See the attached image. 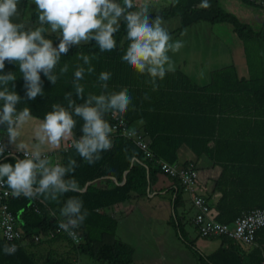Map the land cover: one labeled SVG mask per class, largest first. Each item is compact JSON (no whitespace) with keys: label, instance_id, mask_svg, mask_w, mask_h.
Here are the masks:
<instances>
[{"label":"trees","instance_id":"obj_1","mask_svg":"<svg viewBox=\"0 0 264 264\" xmlns=\"http://www.w3.org/2000/svg\"><path fill=\"white\" fill-rule=\"evenodd\" d=\"M141 1L134 0V11L142 6ZM241 1L248 6L264 10V0ZM209 2L211 7L205 9L198 6L201 0H172L164 12L148 9V15L151 18L160 16L163 21L179 17L180 26L169 33L176 36H181L186 29L201 22L211 25L230 24L243 43L250 72L249 79L241 78L234 64L212 71L211 82L205 86L197 85L182 71L174 70L167 73L162 81H158L159 87L153 91L152 86L147 83L149 78L146 75L136 73L121 61L128 45L125 39L126 25L123 24L115 34L117 47L113 51L100 52L93 41L87 45L73 46L67 55L62 54L53 69V74L57 76L56 83L51 84L41 73L43 95L34 100L25 99L24 80L19 66L5 61V68L0 75L9 72L16 75V80L9 82L7 87L9 91H15L21 97L16 106L17 111L27 107L32 116L43 119L46 113L52 111L53 104L67 107L66 93L71 92L72 99L83 103V100L77 99L73 87L76 68L82 66L86 69L83 60L78 59V54L94 56L91 64L95 70L91 74L85 71L84 78L79 81L84 87L85 98L89 93H101L99 74L103 71L110 72L111 79L107 82L109 90L120 91L127 88L132 97L128 111L119 115L125 117L128 127L138 131V122H145L143 128H140L145 131L142 132L148 139L149 156L136 142L117 134L110 135L112 148L102 152L101 159L92 165L84 161L74 147L62 150V166H67L69 158L74 159L78 165L65 179L74 178L82 191L64 193L57 201L46 200L39 194L31 198L14 196L6 203L5 211L0 206V264H77L72 261L39 259L32 251V243H35L36 237L42 241L46 236H49V240L43 242L63 241L72 247L75 254L87 256L101 264H135V249L117 239L119 220L109 210L134 196H148L153 190V184L157 182V175H166L162 170L163 162L184 171H196V184L199 176L198 166L194 163H177L178 151L184 145L198 159L206 157L223 168L216 184V190L222 194L216 205L217 213L210 205L212 196L209 199L204 195H192L193 200L195 196L206 199L211 207V215L218 222L233 225L243 214L255 209H264V27L254 30L249 23L242 22L237 15L225 10L221 6V0ZM28 6L27 1L25 9H28ZM32 18L37 20L38 13L33 12ZM47 27L45 26L46 29ZM45 36L52 39L56 46L58 41L55 36L48 35L47 31ZM65 64L68 70L61 73L60 70ZM0 90H3L2 87ZM145 94L150 97L149 100L144 99ZM2 104L0 101V107ZM111 115L112 112L104 115L110 126L113 124ZM74 119L77 123L73 129L74 139L70 143L79 139L83 124L79 117L74 116ZM256 135L259 136L258 141L255 139ZM167 177L171 178L177 187V190L173 191V210L169 223L182 243L192 250L198 264H262L264 227L256 236L262 239V250L257 249L247 256L244 253L240 255L236 248L240 249L239 246L243 243L219 236L209 239H219L223 244L222 248L209 256L205 255L197 244L189 239L184 217L180 216L183 212L180 208L190 200L185 196L188 193L185 190L187 185L180 175ZM69 198L83 201V207L89 213L85 221L73 229L76 235L81 237L79 242L59 228V222L64 220L60 210ZM189 222L191 223V220ZM7 223L11 224L9 234L6 231ZM196 229L200 235L199 229ZM51 230L55 233V239L48 235ZM198 238H201V235ZM27 241L29 243L25 244ZM5 245L14 246L13 254L4 253Z\"/></svg>","mask_w":264,"mask_h":264},{"label":"clouds","instance_id":"obj_2","mask_svg":"<svg viewBox=\"0 0 264 264\" xmlns=\"http://www.w3.org/2000/svg\"><path fill=\"white\" fill-rule=\"evenodd\" d=\"M18 3L19 0H0V72L5 68V61L19 66L27 100L43 95L41 73L51 84L56 83L57 76L53 74V69L62 54L67 55L71 47L94 41L100 52L113 51L117 47L114 37L122 24L126 25L125 39L128 45L121 61L136 73L146 75L153 91L158 89V81L175 70L169 52H178L184 46L182 41L173 40L162 17L151 18L148 15L146 2L134 11V0H34L39 27L14 22V18L19 15ZM198 6L207 9L211 4L209 0H201ZM46 31L48 35L58 33L56 46L52 39L46 38ZM94 58L78 54V59L89 65L87 69L78 66L74 72L75 94L83 103L72 99L71 92L66 93L67 107L53 104L52 111L38 122L34 129L38 143L32 146V150L29 152L27 145L20 143L17 149L24 158L17 159L14 165L0 164V184H6L11 191L9 200L15 195L31 198L39 194L46 200L57 201L64 193L82 191L74 178L65 179L78 167L76 161L69 158L67 166H62L61 157L49 155L48 158L41 150L42 145L58 148L62 140L73 136L77 123L74 116L79 117L83 124L81 135L78 140H73L72 146L84 161L92 165L101 159L102 152L112 148V128L104 115L109 112L126 113L132 104V97L127 88L109 90L107 82L112 74L103 71L98 77L101 93H89L85 98L84 87L79 81L84 78L85 71L91 74L95 70L91 66V59ZM67 70L65 64L60 71L66 73ZM15 80L16 75L11 72L0 75V87L3 89L0 90V101L3 102L0 107V126L7 132L0 138L6 144L7 135L9 143L15 144L22 126L36 119L27 107L17 111L16 106L21 97L7 87L9 82ZM144 99L149 100L150 97L145 94ZM4 150L0 147V155ZM60 214L64 220L59 222V228L72 238L76 236L73 229L78 228L89 215L83 207V201L76 198L67 199ZM13 250L14 246L10 245H5L3 249L6 255L13 254Z\"/></svg>","mask_w":264,"mask_h":264},{"label":"rangeland","instance_id":"obj_3","mask_svg":"<svg viewBox=\"0 0 264 264\" xmlns=\"http://www.w3.org/2000/svg\"><path fill=\"white\" fill-rule=\"evenodd\" d=\"M172 0H142L148 4V9L152 11L164 12ZM34 0H30L28 11L31 10ZM221 6L235 15L242 22L249 23L254 30H261L264 27V10L254 8L244 4L241 0H221ZM27 9L24 10V12ZM164 26L168 32H172L180 26L179 17H174L168 21L164 20ZM173 40L183 42V47L175 53L169 52V56L175 68H182L193 80L200 85L209 79L212 68L227 66L233 62L237 66L244 65L246 61L244 46L242 41L234 33L230 24L211 25L207 22L186 29L181 36L171 35ZM221 48L218 51V48ZM257 58V57H255ZM197 188V183L195 187ZM136 199L127 201L129 209L120 211L119 228L116 235L120 239L135 248L134 263L139 264H198L192 250L187 248L177 237L174 227L169 223L172 216V204L170 196L156 197L154 200L147 196H137ZM170 198V199H169ZM187 199V198H186ZM189 206V203L187 201ZM188 208V207H187ZM190 214L184 220L185 228L188 231L190 240L198 237L192 224L189 222ZM52 239H55L53 230L48 232ZM200 236V235H199ZM46 236L44 240H49ZM202 238V237H201ZM197 245L205 250L211 243L210 239H202ZM37 240L32 251L43 261H72L77 264H101L97 260H92L87 256L75 254L71 246L63 241L47 243ZM27 241L25 244H28ZM214 242L213 245H216ZM31 245V243L29 244Z\"/></svg>","mask_w":264,"mask_h":264},{"label":"crops","instance_id":"obj_4","mask_svg":"<svg viewBox=\"0 0 264 264\" xmlns=\"http://www.w3.org/2000/svg\"><path fill=\"white\" fill-rule=\"evenodd\" d=\"M27 1L30 3V0H19V3H18L19 15L14 18V22L22 23V24H25L26 26H29V27H39L40 25L38 23V19L34 20L32 18L33 12H36L35 11V5L34 4L32 5L30 11H28V9H27L24 12L25 4L27 3ZM47 29H48V27H47ZM47 33H48V31H47ZM52 36L57 37L58 33L52 34ZM81 45H87V44H83L82 43ZM220 50H221V48L219 47L218 51H220ZM230 64H234L236 66V68L238 70V74H239V76L241 78H247V79L250 78V72H249V69H248L247 62H244V65L237 66L236 63H235V59H234L233 62L228 63L227 66L230 65ZM91 66H93V65L91 64ZM88 67H89V65H86V69ZM223 67H225V66H220V67L218 66V67L212 68L209 72H211V74H212V71L217 70V69H221ZM175 70L182 71L189 78H191L192 81H194L192 75H190L188 72H186L182 68H180V69L179 68H175ZM211 74H210L209 79L205 80L204 84L207 85V84H209L211 82V78H212ZM195 83L197 85H199V86H205V85H200L197 82H195ZM181 87H188V85L187 86L186 85H181ZM35 118L36 119L30 120L28 123H26V124H24L22 126V128L20 129V136L18 137V139H17L15 144L9 143L8 135L5 137V140L7 141L8 146L12 150L19 151L17 149V145L20 144V143H24L25 145H27V150L31 151L32 150V146L34 144L38 143V141L34 137V129L37 127L38 122L43 120V119L37 118V117H35ZM144 125H145L144 120H140L138 122L137 127H138V129H140V131H144L143 129L140 128V127L143 128ZM5 133H6V130L4 129V127L0 126V135L2 137H4ZM143 134L145 135V133H143ZM258 138H259V136L257 137V135H256L255 136L256 141H258ZM72 139H74V134H73L72 137H69V138H67L65 140H62V142H61V144H60V146L58 148H51L48 145H42L41 146L42 153H45V154H48V155H54L55 157L60 159L61 151L64 150V148L66 147L67 142H69ZM15 162H16V160L9 159V158H5V159H1L0 160V164L11 163V164L14 165ZM177 163L179 165H183V164H186V163H194L196 166H198L199 176H198V181H197L196 194L204 195V196H206L209 199L212 196L211 202H210V200H209V202H210V205L212 206V209L217 213L216 205L220 201V197H221L222 194H221V192L216 190V184H217L218 179L221 176L223 168L221 166L215 165L211 160H209L206 157H202V159H198L196 157V155L185 145L182 146L180 148V150L178 151V161H177ZM174 190L175 191L177 190V187H175V182L171 178L167 177L166 175L159 174V175H157V182L155 184H153V190L150 191V193L148 194L147 197L152 198L154 200L156 197L157 198L158 197L159 198L160 197L164 198V197H167L169 195L170 198H171V199L170 198L169 199L171 201L173 199V196H174L173 195L174 194L173 193ZM185 196L187 198H190V200H188L189 206L186 203V205H184V207L180 208L183 211L181 213L182 215H180V216H183L184 220H185L193 212V215L191 216L190 220H191V224H192V226L194 228V231L196 232V234H198L197 231H196L197 227L195 226L194 221H193V219L195 217V214L197 212V208L194 206L193 196L191 194H189V193H186ZM135 197L136 196H134L132 198V200L136 199ZM126 203L127 202H125V203H123L121 205L114 206L112 209L109 210L110 213L116 219H118L119 218V214L118 213L120 211H124L126 209L127 210L129 209V205H125ZM117 233H118V230H117ZM198 236H199V234H198ZM198 239H200V238L197 237V239L196 238L194 239V242L197 245H199V241H200ZM202 239L203 238H201V240ZM210 241H211V243L207 246V248L205 250L201 249L204 252V254L207 255V256L213 254L218 249L222 248V245H223L219 239H210ZM261 241H262L261 238H257V240H256V242L254 244H251V245L243 244V245L239 246L240 249L236 248V250L239 251L240 255L242 253H244V255L247 256V255L251 254L253 251H255L257 249L259 250V249L262 248L261 244H260ZM214 242H217V244L213 245ZM139 264H143V263L140 262Z\"/></svg>","mask_w":264,"mask_h":264},{"label":"built area","instance_id":"obj_5","mask_svg":"<svg viewBox=\"0 0 264 264\" xmlns=\"http://www.w3.org/2000/svg\"><path fill=\"white\" fill-rule=\"evenodd\" d=\"M111 119L113 121V124L111 126V134L121 135L133 140L139 147L145 150L147 152V155L149 156V143L144 134L140 133L133 127H128V123L125 117L120 116L119 113H112ZM129 133L132 134L129 135ZM72 145L73 142L69 143L68 148L73 147ZM0 147H3L5 149L3 154L0 155V159H3L5 157L13 158L15 160L24 158L21 151L12 150L7 146L2 138H0ZM43 155H46L49 158L48 154ZM191 166L193 167L194 165L191 164ZM162 170L167 176L170 177H178L180 175L181 180L185 183V185H187L185 189L186 192L188 191V193H191V195L196 194L194 188L196 181L195 178L197 177L196 171H184L167 162L162 163ZM11 196V191L7 188L6 184H0V206L4 211L6 210V203H8V200ZM194 204L197 208V213L194 219L195 225L199 229L201 237L206 239L225 236L237 240L243 244L251 245L256 242L258 231L264 227V209H255L248 213H245L241 217H239L233 225H227L218 222L211 215V207L203 197L195 196ZM6 231L8 234L10 233L11 224L7 223ZM75 239L77 242H79L81 240V237L76 235ZM262 264H264V261L262 262Z\"/></svg>","mask_w":264,"mask_h":264}]
</instances>
